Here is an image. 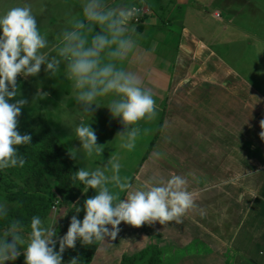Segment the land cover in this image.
I'll return each mask as SVG.
<instances>
[{"label": "rangeland", "instance_id": "374dc122", "mask_svg": "<svg viewBox=\"0 0 264 264\" xmlns=\"http://www.w3.org/2000/svg\"><path fill=\"white\" fill-rule=\"evenodd\" d=\"M111 1L107 0L108 3ZM143 1L147 5L141 6ZM23 2L0 0V9L6 10ZM30 2L38 24L54 34L65 11L71 7L74 12H79L83 0ZM127 2L132 4L134 0H120L119 3ZM137 5L141 7L136 8L151 10L146 16L158 26L145 22V32H137L141 37L140 51L147 53L149 59L145 58V62L139 64L132 62L127 67L135 71L143 86L152 92L157 106L155 118L139 123L141 136L136 148L129 152L121 149L119 140H115L123 131L120 121L112 119L107 109L92 111L90 125L97 136V144L104 146L101 161L80 157L72 160L74 165L78 169L95 164L103 167L110 156L115 155L122 164V180L132 185L130 190L140 189L148 183H164L172 176L181 175L186 181L185 189L192 192L212 182L207 174L199 176L202 168L197 165V159L188 161L185 158L187 152L194 153L200 146H207L206 139L219 143V146L213 144L211 149L212 154H222L216 165L228 162L224 158L231 156L257 160L255 154L264 147L260 142L264 139L261 135L264 133V125H261L264 121V0H138ZM133 26L137 28V24ZM148 49L160 58L149 56ZM64 83L62 77L48 78L43 67L37 77H17L20 98L27 100L22 111L32 115L34 121L31 129H40V119L47 122L58 136L59 146L68 154L70 148L78 150L80 142L67 128L68 121L77 113L70 89ZM38 92L47 93V96L35 100ZM16 130L20 133L19 118ZM194 147L197 148L192 151ZM230 148H239V156L237 151L230 153ZM202 156L205 158L206 155ZM224 175L232 174L225 170ZM50 183L54 184L53 178ZM113 192L120 199L126 196V192L116 189ZM0 203L6 204L8 210L16 206L8 203L2 194ZM67 213L55 201L50 217L43 221L45 225L57 224ZM84 214L82 210L75 215L82 221ZM254 226L257 230L262 224ZM63 235L65 233L58 238ZM245 248L238 251L234 245L227 249L224 246L222 254L218 255L208 245L195 241L181 249H162L172 256V264H264V240L255 239ZM17 260L14 264H24V260Z\"/></svg>", "mask_w": 264, "mask_h": 264}, {"label": "clouds", "instance_id": "9594fccd", "mask_svg": "<svg viewBox=\"0 0 264 264\" xmlns=\"http://www.w3.org/2000/svg\"><path fill=\"white\" fill-rule=\"evenodd\" d=\"M138 14L139 9L128 3L83 0L79 12L69 7L58 29L50 34L38 24L30 0L0 9V170L26 163L17 147L29 146L32 136L16 130L27 104L20 98L17 77H37L42 67L48 78H63L75 102L77 115L68 121L67 128L80 148L68 149L72 160L83 157L101 161L104 146L97 144L90 125L94 108H106L111 118L122 124L123 131L115 138L121 149L130 152L136 148L142 133L139 123L154 119L157 107L152 92L127 67L132 62L143 63L147 55L140 51L141 37L133 26ZM46 96L38 92L34 99ZM121 168L120 159L111 155L103 167L95 164L73 173L72 181L82 185L84 193L91 189L95 195L85 199L82 208L79 203L74 206V213L83 210L84 217L81 221L73 215L62 237L58 238L54 229L56 223L45 225L38 215L31 217L26 235L20 220L10 221L0 231V264H14L21 253L24 264H63V253L75 249L77 242L86 247L115 240L121 223L135 228L163 224L179 219L193 207V196L185 189L183 176L130 190L132 185L120 176ZM113 189L126 192L125 198H118ZM8 214L7 205L0 203V220ZM69 264H80V257Z\"/></svg>", "mask_w": 264, "mask_h": 264}, {"label": "crops", "instance_id": "0c3cea01", "mask_svg": "<svg viewBox=\"0 0 264 264\" xmlns=\"http://www.w3.org/2000/svg\"><path fill=\"white\" fill-rule=\"evenodd\" d=\"M119 2L120 0H112L109 5H116ZM127 3L135 7L147 5L146 1H143L141 6L137 5L138 0H134L132 4ZM148 18L146 16L144 19L143 27L146 26L145 22H148V25L158 26ZM145 28L143 31L138 30L137 25L136 32L144 33ZM150 47L153 46L150 45ZM147 52L149 56L160 58L151 49H148ZM147 58L149 59L146 55ZM149 61L151 62V60ZM102 109L106 108H94L93 111ZM213 109L217 111L216 108ZM206 140H208L207 146L204 148L200 146V150L198 149L194 153L188 154L187 152L185 157L188 161L197 159V165L200 169L202 168L199 176L204 173L212 178L210 179L211 183L191 192L193 207L179 219L163 224L157 222L135 228L121 223L118 226L119 232L116 239L103 240L91 264H121L124 255L136 254L150 245L181 249L192 242L200 241L213 249L214 254L221 255L224 246L227 249L234 245L238 251H243L244 247L246 246L245 249H247L255 239L264 240V147L259 148L255 154L257 160L255 158L240 160L239 157L231 156L228 159L224 158L225 161L229 160L228 162L216 165L215 162L221 160L222 154L221 152L215 153L216 155L212 154L211 149L214 148L213 144L219 146V143ZM256 140L259 142V139L254 141ZM232 142L233 140L229 142L230 146ZM260 142L264 143V139ZM254 148L256 149V147ZM230 149L232 150L230 153L237 151L238 155L239 148ZM202 154L206 155L205 158ZM184 165L188 168L187 163ZM225 170H229L232 175L225 176ZM141 188L143 187L141 186ZM211 209H214L215 212L212 213ZM259 209L262 211H258ZM256 223H261L262 227L256 230L255 226L253 228ZM256 233L258 234L256 235Z\"/></svg>", "mask_w": 264, "mask_h": 264}, {"label": "trees", "instance_id": "16d2710c", "mask_svg": "<svg viewBox=\"0 0 264 264\" xmlns=\"http://www.w3.org/2000/svg\"><path fill=\"white\" fill-rule=\"evenodd\" d=\"M144 19L138 24V30L143 31ZM31 116L21 110L18 117L20 134L32 136L29 146L17 149L18 154L24 156L25 165L0 170V194L8 203L16 204L9 210L8 217L0 220V231L10 221L20 220L25 225L24 234H27L30 231L27 225L31 217L38 215L42 220L49 218L52 205L58 201L61 208L68 212L56 224L55 230L60 236L66 234L70 220L76 214L74 206L79 203L82 208L83 201L94 196L95 192L90 189L84 193L83 186L72 181L73 173L79 169L59 146L58 136L47 122L40 119V129H31L34 122ZM50 178L54 179V184L50 183ZM102 241L86 247L77 242L75 249H66L63 253V263L69 264L71 259L78 256L80 264H91ZM172 251L177 253V250ZM167 252L159 246L150 245L136 254L124 255L121 264H172V256ZM23 260V255H20L17 261Z\"/></svg>", "mask_w": 264, "mask_h": 264}, {"label": "built area", "instance_id": "2783aa9c", "mask_svg": "<svg viewBox=\"0 0 264 264\" xmlns=\"http://www.w3.org/2000/svg\"><path fill=\"white\" fill-rule=\"evenodd\" d=\"M139 9V14L138 17L136 18V20L134 21L135 24H139L141 22V20L143 18H145V16L148 14L149 11H145L142 8H138Z\"/></svg>", "mask_w": 264, "mask_h": 264}]
</instances>
